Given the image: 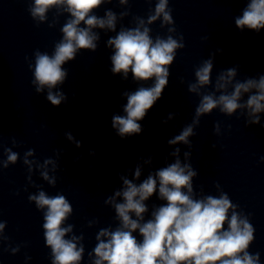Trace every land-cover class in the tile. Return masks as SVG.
Listing matches in <instances>:
<instances>
[{
  "label": "clouds",
  "instance_id": "9594fccd",
  "mask_svg": "<svg viewBox=\"0 0 264 264\" xmlns=\"http://www.w3.org/2000/svg\"><path fill=\"white\" fill-rule=\"evenodd\" d=\"M113 0H31L28 12L37 26L48 21V13L55 11V16L49 27H54L59 17L67 14V19L61 27L62 38L55 43L53 52L36 50L34 64L29 63L32 71L31 81L37 94L47 89L46 100L54 107H59L67 101L65 93L58 89L67 77L68 70L63 67L67 62L74 61L78 52L86 50L95 52L99 33L94 29H107L116 34L107 40V46L113 49L110 56L113 75H122L127 80L129 74L139 86L135 91L122 93L127 98L123 105L124 115H113L112 128L124 139L142 133L140 123L158 100L163 96L169 84L170 68L177 52L185 48L184 36L177 33L169 0H156L154 9H150L147 20L134 16V27H121L117 31L118 16L107 9L103 16L96 11ZM130 0H118L120 5H129ZM151 3L152 0H147ZM129 11L119 14L122 19ZM162 18V19H161ZM160 21V27H167L168 35L153 38L150 33L152 25ZM237 29H248L259 33L264 30V0H247L242 14L234 18ZM175 34V35H173ZM207 39V38H205ZM222 49H216L208 59L194 69L195 82L188 84V91L200 97L195 108L192 122L183 127L182 131L167 141L168 145L185 144L191 148L190 137L196 133L194 129L200 124L201 117L209 115L213 110H219L226 116H233L237 110L247 117L246 124L261 125V113H264V74L258 77L236 79L238 66L220 71L215 82L212 81L214 60ZM27 59V57H26ZM152 81L151 86L140 82ZM183 83V80H181ZM211 86L212 90L207 89ZM244 94L247 99L242 101ZM172 113L163 121L167 123L173 118ZM239 118V117H237ZM216 135H220V124L214 126ZM66 139L80 148L81 142L76 140L71 132L65 133ZM13 147L18 142L12 139ZM0 147H3L0 144ZM215 147V145H213ZM6 160L0 161L3 169L9 164H15L19 153L12 148H4ZM176 147L171 156L176 157L174 163L150 171L146 179L140 180L142 164L138 163L132 172V178L119 175L123 187L115 190L107 197L105 205H111L115 210L118 225L101 228L96 236V245L88 257L91 264H260L259 252H249L250 245L255 240V228L247 215H242L227 193L221 191L219 196L206 195L196 198L193 179L198 172L190 163H182ZM35 155L33 149L24 153L23 163L28 165V181L33 187H38L37 193L29 194L28 200L34 202L37 210L43 215V235L45 246L50 249L51 264H82L85 248L81 241L83 235L73 234L74 226L67 224L73 213L68 199L61 193L50 196L41 186L32 181L33 166L40 169V177L50 186L55 187L58 169L57 158H46L43 163L29 160ZM95 155V152H90ZM191 153L185 152L187 160ZM153 157L143 160L150 165ZM264 162V157H261ZM49 165L51 168L49 169ZM53 173L50 175L49 173ZM136 181H140L137 183ZM217 189L220 185H215ZM27 191V188H25ZM18 194V193H17ZM158 194L163 203L153 205L150 218L145 219L149 207L145 203ZM120 198L121 202H117ZM93 221L89 222V227ZM6 221L0 220V244L8 240L4 229ZM138 233V236H137ZM19 251V246L11 248L12 254ZM30 258V257H29Z\"/></svg>",
  "mask_w": 264,
  "mask_h": 264
}]
</instances>
